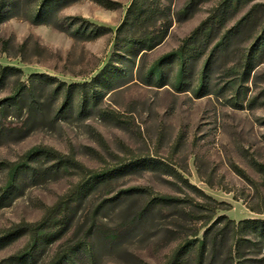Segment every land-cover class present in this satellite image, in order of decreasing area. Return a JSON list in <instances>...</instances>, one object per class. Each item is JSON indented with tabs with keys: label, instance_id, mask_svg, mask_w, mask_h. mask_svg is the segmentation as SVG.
I'll use <instances>...</instances> for the list:
<instances>
[{
	"label": "rangeland",
	"instance_id": "374dc122",
	"mask_svg": "<svg viewBox=\"0 0 264 264\" xmlns=\"http://www.w3.org/2000/svg\"><path fill=\"white\" fill-rule=\"evenodd\" d=\"M109 1L119 7L106 10L92 0H0V70L7 68L0 78V237L15 225L38 222L44 207L80 182L43 156L28 160L30 151L52 149L95 175L117 171L88 201L67 210L71 222L52 229V241L31 264H48L80 244L93 246L92 264H166L195 231L202 238L211 213L212 222L264 220V175L257 169L264 166V53L243 83L233 84L229 74L264 30V0L230 9L226 0H160L168 8L156 24L166 31L164 40L130 56L114 46V37L132 0ZM216 15L219 30L186 53L196 57L186 59L182 85L175 88L178 66L171 55ZM248 15L254 22L232 38L227 54L210 60L217 39L232 36ZM89 30L96 37L88 38ZM153 70L163 77L155 80ZM8 164L19 171H9ZM162 197L176 203L136 217L150 199ZM97 205L103 207L90 222ZM92 224L95 231L84 241ZM26 242L1 241L0 264ZM229 244L210 251L202 264H238ZM238 250L244 257L239 264H264L263 244L244 243ZM178 264H195L193 253Z\"/></svg>",
	"mask_w": 264,
	"mask_h": 264
},
{
	"label": "trees",
	"instance_id": "16d2710c",
	"mask_svg": "<svg viewBox=\"0 0 264 264\" xmlns=\"http://www.w3.org/2000/svg\"><path fill=\"white\" fill-rule=\"evenodd\" d=\"M92 1L106 10H115L119 7L118 3L109 0ZM244 1L246 2V0H226V5H228V9L235 8L237 4ZM160 3V0L131 1L126 10L123 21L115 30L114 46H116L118 50L123 51L126 56H130L137 50L150 51L164 40L166 31L163 30L161 24L159 26H156V24L159 21L165 20L164 18H166V11L168 8L162 7ZM191 4V1L188 2L186 8L184 9V15L189 11ZM40 16L41 15L38 14L33 19L35 23L38 22L37 20ZM219 22L220 18L217 15L208 17L192 31L188 38L182 42L180 49L171 55L175 56L174 60L178 66V71L173 79L175 88L182 85L186 59L196 57V55L186 57V53H195L202 45L208 42L219 30ZM252 22H254L253 17L249 15L247 17H243L235 25L234 33H230L232 36L223 35L218 38L212 47L210 60L212 58L218 59L225 56L227 54V45L231 42L232 38L239 32L247 29ZM147 27L154 28L153 32H147ZM88 34V38L96 37L94 35V31L92 30H89ZM90 34L94 36L90 37ZM263 53L264 30L259 38H256L252 41V44L250 43L248 45L246 54L241 58L240 62L236 66L229 68V74L233 78L232 80H234L233 84L237 81H241L243 83L247 80L248 74L252 68L255 67L256 62H258ZM207 64H209V62H207ZM6 70L7 68L0 70V78L5 76ZM9 70L14 71L16 69L10 68ZM155 72V70L152 71V73L156 76L155 80L158 81L163 77L162 71H159V74H155ZM69 99L70 89L68 88L65 100L68 101ZM39 156H43L44 158L53 161L62 173L69 174L72 172L73 174L79 176L80 182L70 188L52 206L44 207L43 214L38 222L15 225L6 235L0 237V242L7 238H27V242L22 252L14 257H11L8 260V264H31L35 252L42 246H45L52 241V229L58 228L62 230L64 226L71 222L72 218L69 216L67 210L73 205H79L84 201H88L97 188L106 185L109 179L117 174V171H110L95 175L92 171L86 169L80 163H77L73 158L69 156H62L54 150L45 147L36 148L30 151L27 153L26 158L28 160H33ZM8 166L9 171H19V166H16L15 164H8ZM257 169L264 175L263 165H257ZM232 171H234L238 177L243 179L249 185L252 184V182L245 175L244 171L238 167L233 165ZM175 203V199L167 197L150 199L143 209L136 214V217L141 218L146 216L158 207L169 208ZM102 207V205L94 206L91 214L89 215L90 222H94L98 209ZM213 216L214 214L211 213L203 222L202 227L206 228L203 232L202 238H198V231H195L191 235L193 239L187 241L185 245L174 250L168 257L166 264H178V262L186 259L187 256H190V253H193L195 264H202L204 258L209 255L210 251H214L217 247L222 246L226 241H230L229 245L231 247H236V251H234V258L239 264L244 258L238 250L240 244L254 242L264 245V220H245L234 224L225 217H219L212 222ZM93 230L95 231L94 224H92L87 230L85 236L83 237L84 241L89 238ZM92 250L93 246L91 245H74L68 247L63 251V253L56 255L49 261L48 264H92V260H90Z\"/></svg>",
	"mask_w": 264,
	"mask_h": 264
}]
</instances>
